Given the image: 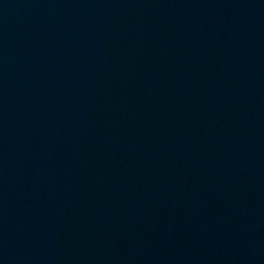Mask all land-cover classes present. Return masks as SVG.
I'll list each match as a JSON object with an SVG mask.
<instances>
[{"label":"water","instance_id":"1","mask_svg":"<svg viewBox=\"0 0 264 264\" xmlns=\"http://www.w3.org/2000/svg\"><path fill=\"white\" fill-rule=\"evenodd\" d=\"M0 264H264V0H0Z\"/></svg>","mask_w":264,"mask_h":264}]
</instances>
